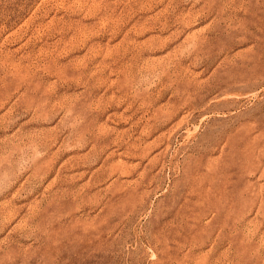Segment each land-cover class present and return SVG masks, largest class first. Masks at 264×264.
<instances>
[{"label": "rangeland", "instance_id": "obj_1", "mask_svg": "<svg viewBox=\"0 0 264 264\" xmlns=\"http://www.w3.org/2000/svg\"><path fill=\"white\" fill-rule=\"evenodd\" d=\"M0 264H264V0H0Z\"/></svg>", "mask_w": 264, "mask_h": 264}]
</instances>
